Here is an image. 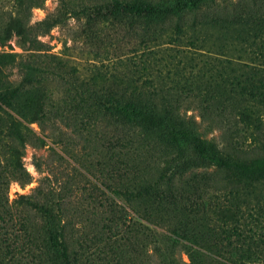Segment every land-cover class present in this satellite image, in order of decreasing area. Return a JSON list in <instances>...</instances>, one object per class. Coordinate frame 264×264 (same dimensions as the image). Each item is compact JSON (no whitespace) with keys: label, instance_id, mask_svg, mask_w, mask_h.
Returning <instances> with one entry per match:
<instances>
[{"label":"rangeland","instance_id":"1","mask_svg":"<svg viewBox=\"0 0 264 264\" xmlns=\"http://www.w3.org/2000/svg\"><path fill=\"white\" fill-rule=\"evenodd\" d=\"M14 1L0 0V21H8L7 12L13 8ZM76 1L71 0L70 4L77 6ZM60 6V0H45L42 6L33 8L32 22L59 9L62 11L63 7ZM194 18L203 22V32L212 38L204 47H195L186 39L182 44H169L164 40L165 34L174 30L175 22L187 27ZM87 19L83 14L74 16L68 13L47 34L39 36L50 48L49 51L58 55L41 59V65L48 68L45 83L54 103L74 101L72 95L76 89L73 85L79 86L81 82L97 80L100 91L106 93L110 87L123 88V84L109 85L115 75L125 78L131 74L140 81L146 77L152 78L148 88L141 91L153 93L156 106L178 111L185 119H193L197 132L214 140L227 153L244 158L261 154L260 147L252 141L239 121L236 103L223 98L220 86H215L217 78L213 80V73L217 76L218 68L226 64V56H233L236 62L242 64L264 61V47L262 50L257 48L264 42V0H205L199 9L186 10L166 20L150 23L158 25L151 26L150 30L151 35L158 37L152 38L148 44V51L151 52L149 70L143 68L144 64L149 65V60H144L145 45L140 35L145 21H132L129 17L121 20L108 17L96 22ZM130 26L134 29L129 30ZM161 29L163 33H153ZM191 29L188 27L181 35L186 38ZM239 30L240 35H245L252 43H248L250 50L257 49V53L247 54L229 49L223 52L226 48L222 50L219 47L223 43L229 44V41L236 43L239 35H235ZM8 34L10 37L6 44H0V52H23L27 58L29 50L22 47L26 40L13 31L11 24L8 25ZM5 70L15 85L21 83L22 73L17 66ZM23 91L26 95L34 92L30 86H25ZM51 110H54V106ZM62 115L51 117L46 124L47 133L54 135L58 142L49 137L43 146L28 144L26 147L23 161L32 174L29 182L23 183L13 174L8 147L0 144V264L50 262L52 250L47 243V222L39 210L26 202L25 197L33 192L35 186L50 182L61 185V194L70 195V203L66 206L69 207L67 242L71 264H162L163 260L165 264H264V221L257 222L254 207L244 201L248 199L243 195L242 205L236 207V212L248 217V224L243 226L244 230L240 233L235 231L233 222L218 219L210 207L206 214V222H210L207 226L209 231L207 228L202 230L201 226H189V231L196 233L191 235L193 239L197 235L209 240L214 237L223 239L219 243L220 249L209 241L191 244L185 239L170 238L162 232L167 227L160 225L155 226L158 229L156 238L146 237L142 231V218L133 215L128 205V209L118 205L117 211L112 213L106 193L97 185L110 190L108 166L100 163L111 157L110 151L126 159L124 152L127 147L129 149V144L125 140L112 139V134L121 128V124L104 118L100 112L82 107L69 108ZM31 125L40 131L37 122ZM145 137L141 139V152L135 154L143 167L147 165L155 173L161 168V172L164 168L172 171L179 163L185 165V180H189L192 187L200 188L198 192L203 188L208 199L220 200L222 205L224 196L216 192L213 187L216 183L209 179V172L214 168L207 166L203 158H193V154L187 150V140L180 138L171 147L151 136ZM36 156L42 161L40 168L34 164ZM76 160H91L94 164L82 166ZM81 169L87 175L81 173ZM120 170L125 172L121 163ZM253 182L251 189L257 193L264 192V181ZM189 189V185L185 184L182 188L177 187L175 193L183 199ZM250 197L255 198L254 194ZM121 202L125 203L123 198H120L119 204ZM190 208L189 203L185 204L183 213L189 212ZM164 210L170 220H176V209L166 205ZM211 227L215 229L210 230Z\"/></svg>","mask_w":264,"mask_h":264},{"label":"trees","instance_id":"2","mask_svg":"<svg viewBox=\"0 0 264 264\" xmlns=\"http://www.w3.org/2000/svg\"><path fill=\"white\" fill-rule=\"evenodd\" d=\"M60 1L62 11L59 9L54 14H48L32 22L33 8L42 6L45 0H15L13 8L7 12L8 21H0V44L5 45L10 37L8 25L11 24L13 31L26 40L22 44L23 49L29 50L27 58L23 52L6 50L0 52V144L4 143L8 147L13 174L23 183L32 179L31 172L24 165L23 156L28 144L40 147L47 144V138H54V135L46 131L47 121L51 117H63V112L74 107L93 109V112H100L104 118L119 122L121 128L112 134V139L125 140L129 144V149L127 147L124 152L126 159L120 158V154H111L110 151L109 156L111 157L100 162L103 166H108L107 172L111 177L110 190H106L105 186L96 185L106 193L107 203L112 213L117 211L118 205L121 208H127L128 205L133 215L142 218V231L146 237L156 238L158 229L155 226L160 225L167 227V230H162V232L168 234L170 238L185 239L189 243L209 241L220 249L219 243L223 242V239L214 237L213 240H209L203 235H197L193 239L191 235H196V233L189 231V226H201L202 230L206 229L210 225V222H206L208 217L206 214L210 207L218 219L233 222L235 231L240 233L244 230L243 226L248 224L246 222L248 217L236 212V207L242 205L241 195L248 199L244 200L248 201V205L254 207L257 222L264 221V192L257 193L255 189H251L254 180L264 181V61L257 64L251 62L242 64L236 62L233 56L225 55L226 64L220 68L217 67V76L213 73V80L217 78L215 86H220L223 98L236 103V114L239 121L252 141L257 143L261 149V154L251 158L223 151L214 140L207 139L197 132L193 119H185L178 111L156 106L154 94L148 93V95L147 92L141 91L148 88L147 85L153 81L152 78L146 77L140 81V78L131 74L125 78L115 75L109 85L123 84V88L110 87L106 93L100 91L98 88L100 84L97 80L81 82L79 86L73 85L76 89L75 94L72 95L74 101L63 100L65 104H56L52 94L46 88L45 71L48 68L41 65V59L58 55L50 52V48L39 36L47 34L55 25L62 22L68 13L74 16L83 14L88 17L89 22L108 17L118 20L129 17L132 21L134 19L145 21L140 35L145 45L144 60L145 62L149 60V65L144 64L143 68L149 70L151 52L148 51V44L152 38L158 37L150 34L151 26L158 27V25L150 23L166 20L186 10L199 9L205 0H78L76 1L77 6L71 5V0ZM130 27L129 30L134 29L133 26ZM188 27L192 28V31L185 38L181 34ZM173 29L165 34L164 40L169 44H182L181 42L186 39L187 43L195 47H204L205 43L212 39L203 32V22L196 18L187 27L175 22ZM161 30L153 31V33H163L164 30ZM128 33L130 34L131 31ZM240 33L239 30L235 35H239L236 43L229 41V44L223 43L219 46L222 50L226 48L223 52L229 49L247 54L257 53V49L256 51L250 50L248 43L250 45L252 43ZM263 47L264 42L257 46L260 50ZM262 51L264 56V50ZM12 66H17L22 73L20 84L15 85L5 70ZM25 86H30L34 92L26 95L23 91ZM52 106L54 110H51ZM32 122L38 123L40 131L31 125ZM145 136L166 142L171 147L180 138L187 140L189 146L187 150L193 154V158H203L207 166L214 168L212 172L208 171L209 179L216 183L213 186L216 192L224 196L225 201L221 200L222 205L220 200L208 199L203 188L198 192L200 188L192 187L189 180H185L187 176L185 165L181 166L179 163L172 168V171L164 168L161 172V168L155 173L147 165L143 167L142 161L137 159L135 154L141 152L140 143L141 139L146 138ZM72 157L76 158V156ZM76 161L82 166L94 164L91 160ZM120 163L125 172H121ZM34 164L38 168L41 167L42 161L38 156ZM79 171L86 175L89 172L82 169ZM123 175H126L125 178ZM190 181L193 183L192 179ZM185 184L189 185L190 189L187 191V196L182 199L177 192L175 193V189L182 188ZM240 184L242 185L239 186ZM253 194L255 198L252 199L250 195ZM69 196V194H61V185L58 186L51 182L48 185L41 183L35 186L33 192L25 196L26 202L32 208L39 210L47 222V243L50 244L52 250L50 262L47 264H71L70 247L67 242L70 220L67 218L69 207L66 205L70 203ZM120 198H123L125 203L119 204ZM186 200L189 201L191 208L184 214L183 209L185 204H188L185 203ZM212 202L214 203L211 204ZM166 205H171L176 209L174 214L176 220L168 218L164 210ZM250 223L252 225V220ZM207 229L209 231V228ZM157 243L159 244L158 238ZM157 249L159 250L158 247ZM164 261L162 264H165Z\"/></svg>","mask_w":264,"mask_h":264}]
</instances>
